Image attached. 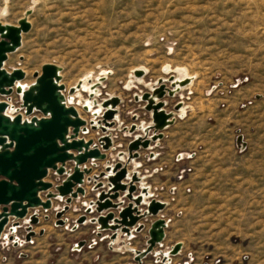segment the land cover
<instances>
[{"label":"rangeland","instance_id":"obj_1","mask_svg":"<svg viewBox=\"0 0 264 264\" xmlns=\"http://www.w3.org/2000/svg\"><path fill=\"white\" fill-rule=\"evenodd\" d=\"M31 7V27L4 63L8 71H25L20 81L25 88L44 64L54 63L61 67L67 103L83 110L87 83L73 94L69 88L110 69L113 73L103 82L98 99L122 97L123 127L130 126L133 114H138L137 123L150 120L143 103L133 99L134 92L147 88L136 82L126 87L133 68H148L144 82L167 77L165 63L170 70L185 66L196 75L190 86L165 98L167 110L183 101L184 117L177 116L135 161L154 198L167 206L142 219L143 229L133 231L131 239L119 236L111 249H120L109 253L105 264L134 262L128 247L144 249L150 224L158 218L166 222L165 237L143 264H162L156 252H166L177 242L182 249L168 264H213L216 254L231 252V235H237L233 244L242 243L243 256L233 264H264V0H0V21L17 25ZM0 100L9 102L8 114L24 116L15 89ZM132 138L114 130L115 148L106 152V159L85 164L90 175L117 161V152L126 151ZM63 178L51 170L46 180L59 184ZM83 187L85 193L69 203L62 225L56 224V213L65 206V197L53 199L49 209H29L28 216L39 217L29 240L28 217L19 219L18 226L11 218L0 237V264L64 262L63 255L82 254L74 248L81 240L85 244L79 249L89 244L106 249L109 231L97 235L95 224H76L86 203L96 198L92 182ZM227 262L224 258L215 264Z\"/></svg>","mask_w":264,"mask_h":264},{"label":"water","instance_id":"obj_2","mask_svg":"<svg viewBox=\"0 0 264 264\" xmlns=\"http://www.w3.org/2000/svg\"><path fill=\"white\" fill-rule=\"evenodd\" d=\"M31 12L32 8L27 9L17 25L0 21V95H10L15 89L24 109V116H11L7 113L9 102L0 100V237L11 218L16 219L13 226H17L19 219L28 217L30 226L26 239L29 240L34 234L31 225L39 220L37 214L28 216L29 209H49L52 200L58 197H65L66 204L57 211L56 224H64L62 217L69 203L85 193V182H92L96 198L86 203L85 214L77 218L76 224L86 221L95 224L97 235L110 231L109 247L113 248L119 236L131 239L133 231L143 229L142 219L158 215L167 206V202L154 198L145 175L138 170L140 164L135 161L141 149L150 148L151 143H157L163 137V131L175 122L177 116L184 117L183 101L177 102L173 110H167L165 98L174 97L190 86L196 75L189 73L185 66L170 70L163 65L162 71L168 74L167 77L144 82L148 68L144 65L133 68L126 87L129 89L136 82L147 88L140 93L134 92L133 99L143 103L150 120L137 123L138 114H133L130 126L123 127L119 119L122 97L111 94L98 99L100 88L112 70H103L94 79L84 77L69 88L68 93L85 88L84 83H87V97L82 102V109L91 118L85 119L76 106L67 103L65 86L60 83V66L44 64L41 73L36 72L35 81L26 88L20 84L25 77L23 69L8 71L4 67L9 53L21 45L23 33L31 27L28 20ZM35 112L41 116L34 115ZM90 129L97 131L96 139L86 140L79 136ZM113 130L133 134L127 150L118 151L117 161L107 162L103 171L90 175L91 168L85 164L89 160L106 159V152L115 148ZM69 162L73 164L71 168L66 166ZM51 170L64 177L59 184L46 180ZM90 214L95 216L88 218ZM165 227L163 218L154 220L148 229L146 247L142 250L128 247L134 254V262L128 264H143V259L163 241ZM84 244L85 241L81 240L77 247ZM182 246V242H177L166 252H156L157 261L168 264Z\"/></svg>","mask_w":264,"mask_h":264},{"label":"crops","instance_id":"obj_3","mask_svg":"<svg viewBox=\"0 0 264 264\" xmlns=\"http://www.w3.org/2000/svg\"><path fill=\"white\" fill-rule=\"evenodd\" d=\"M79 113L81 114V116L83 118L86 119V112H84L83 110H80L78 108ZM95 135L98 136V133L96 130H89V132H87L86 134H80V137H84L86 140L90 139V138H95ZM112 136H113V141H114V130L112 131ZM104 232H108V231H104ZM110 232V231H109ZM236 238H233L231 241L228 242V250L233 252L237 249L238 255H232V253L230 252L229 254H221L218 253L214 256L213 258V264H215L216 260L219 259H227L230 262H227L228 264H233L234 262H240L243 258L242 253H240L241 248H242V243L239 245H235L233 244V240ZM109 244H107L106 249L103 248V244H99L98 246H94V245H87L86 248H82L79 249L77 246L74 247L77 251H83L82 254H79L80 256H73V255H68V256H64L65 261L64 262H60L61 259L58 260L57 263L55 264H105L107 263L108 259L106 258L107 256H109V253H113V252H117L120 248H114L113 250L108 246ZM226 249V248H225ZM222 251H226V250H222ZM121 252V251H120ZM240 253V254H239ZM206 254H210V252H206ZM144 260V259H143ZM113 261V260H111ZM115 261V260H114Z\"/></svg>","mask_w":264,"mask_h":264},{"label":"bare ground","instance_id":"obj_4","mask_svg":"<svg viewBox=\"0 0 264 264\" xmlns=\"http://www.w3.org/2000/svg\"><path fill=\"white\" fill-rule=\"evenodd\" d=\"M32 8V7H31ZM4 13H6V12H4ZM165 65L170 69L171 68V65L169 64V63H165ZM188 69V68H187ZM190 73V72H189ZM24 87V86H23ZM236 237H237V235H235ZM235 236L234 235H231L230 236V240L229 241H231L233 238H235Z\"/></svg>","mask_w":264,"mask_h":264},{"label":"flooded vegetation","instance_id":"obj_5","mask_svg":"<svg viewBox=\"0 0 264 264\" xmlns=\"http://www.w3.org/2000/svg\"><path fill=\"white\" fill-rule=\"evenodd\" d=\"M23 219H24V218H23ZM18 225H20V224H18ZM18 225H17V226H18ZM29 226H30V225H28L27 228H28ZM31 230H33V229H32V225H31ZM27 232H28V230H26V234H27ZM122 236H123V235H122ZM123 237H124V236H123Z\"/></svg>","mask_w":264,"mask_h":264}]
</instances>
